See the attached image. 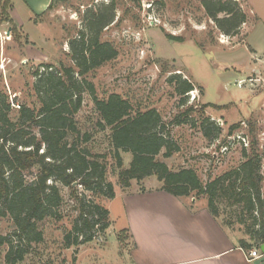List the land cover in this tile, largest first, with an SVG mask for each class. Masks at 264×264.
Here are the masks:
<instances>
[{
  "label": "rangeland",
  "instance_id": "obj_1",
  "mask_svg": "<svg viewBox=\"0 0 264 264\" xmlns=\"http://www.w3.org/2000/svg\"><path fill=\"white\" fill-rule=\"evenodd\" d=\"M45 1L47 4L38 8V13L47 8L50 0ZM109 1L55 0L52 9L35 18L31 7L40 6H33L32 0L26 3L11 0L14 16L23 23V31L19 29L18 34L7 33V23L0 26V91L9 98L12 119L19 108L12 106L11 101L39 108L32 84L36 79L34 72L42 69L41 64L74 67L69 40L84 28L83 14L89 7ZM236 1L247 20L237 35L227 36L205 14L201 0H114V20L101 31L100 40L110 43L117 55L90 71L86 78L94 84L98 98L118 93L135 109L155 108L165 123L187 107L191 108L192 120L198 123L199 112L203 110L221 128L219 137L209 143L197 126L173 125L171 137L180 150L170 157L159 154L158 159L173 170L191 167L207 182L237 167L244 160L243 151H256L261 155L264 196V0ZM174 72L195 85L187 92L184 106L179 105L173 85L166 80ZM208 103L222 108H204ZM75 117L80 131L92 135L88 142L90 149L108 154L107 180L112 182L116 194L112 199L96 197L94 201L109 210L111 224L102 237L76 249L63 248V233L71 227L77 212L68 188L59 184L63 196L62 219L41 223L45 241L20 264H130L131 242L124 228L128 222L121 191L125 189L118 185L108 142L109 130L98 127V116L88 93L83 94L82 107ZM237 123L239 127L229 133V127ZM120 154L123 168L128 167L131 154ZM159 185L161 182L155 176H149L140 182L133 180L130 187L148 190ZM78 190L82 191L80 187ZM232 228L242 231L238 224ZM10 231L11 219H0V234ZM3 252L4 247H0V264H4Z\"/></svg>",
  "mask_w": 264,
  "mask_h": 264
},
{
  "label": "trees",
  "instance_id": "obj_2",
  "mask_svg": "<svg viewBox=\"0 0 264 264\" xmlns=\"http://www.w3.org/2000/svg\"><path fill=\"white\" fill-rule=\"evenodd\" d=\"M54 1L45 11L53 8ZM201 5L218 31L227 36L237 35L247 20L236 0H201ZM10 9L11 3L3 0L0 26L7 23L10 31L18 34L20 28L10 18ZM115 12L114 0L96 3L84 12V28L68 42L74 67L60 63L56 68L43 63L42 69L34 72L32 88L40 104L38 109L20 104L12 119L9 98L0 91V219L9 217L12 223V231L0 234L3 263H23L45 241L41 223L62 219L59 184L68 188L77 212L71 227L63 233V248L76 249L102 237L111 224L109 210L94 201L96 197L115 196L114 186L107 180L108 154L90 149L88 142L92 135L80 131L75 117L82 107L84 93H88L93 103L98 127L109 130L111 157L122 189L129 188L133 180L140 182L155 176L161 182L159 190L173 196L205 197L211 215L222 217L227 227L238 224L248 236L250 242L240 239L239 246L246 250L252 246L259 248L264 244V196L258 152L243 151L244 160L237 167L203 182L195 169L173 170L158 159L159 154L170 157L180 150L171 137L173 125L197 126L209 143L219 137L221 128L203 110L199 112L198 123L192 120L188 107L165 123L155 108L135 109L118 93L102 99L96 95L95 86L86 75L117 55L110 43L100 40L101 31L112 23ZM166 80L173 85L179 105L184 106L187 92L195 88L193 82L176 72ZM207 107L222 108L209 103L204 105ZM237 127L239 123L232 124L228 132ZM120 152L131 154L126 168Z\"/></svg>",
  "mask_w": 264,
  "mask_h": 264
},
{
  "label": "crops",
  "instance_id": "obj_3",
  "mask_svg": "<svg viewBox=\"0 0 264 264\" xmlns=\"http://www.w3.org/2000/svg\"><path fill=\"white\" fill-rule=\"evenodd\" d=\"M9 1V16L23 31V23L14 16ZM32 2L40 6L31 7L35 16L41 13L38 8L47 4L45 0ZM160 186L121 190L128 222L124 228L131 242L130 264H264L260 247V257L248 258L249 251L256 247L246 250L239 246L240 239L250 242L248 236L211 215L205 197H176L159 190Z\"/></svg>",
  "mask_w": 264,
  "mask_h": 264
},
{
  "label": "built area",
  "instance_id": "obj_4",
  "mask_svg": "<svg viewBox=\"0 0 264 264\" xmlns=\"http://www.w3.org/2000/svg\"><path fill=\"white\" fill-rule=\"evenodd\" d=\"M240 84H241V81L238 83V85L241 86ZM191 96H192V98H195L193 93L191 94ZM11 104H12V106L19 108V105L15 104L13 101H11ZM260 256H261V254H260V251H259L258 248L252 249L248 253V258H257V257H260Z\"/></svg>",
  "mask_w": 264,
  "mask_h": 264
},
{
  "label": "water",
  "instance_id": "obj_5",
  "mask_svg": "<svg viewBox=\"0 0 264 264\" xmlns=\"http://www.w3.org/2000/svg\"><path fill=\"white\" fill-rule=\"evenodd\" d=\"M9 32H10V28H8V30H7V33H9ZM73 185H75V183ZM260 250L262 252H264V244L260 245Z\"/></svg>",
  "mask_w": 264,
  "mask_h": 264
}]
</instances>
